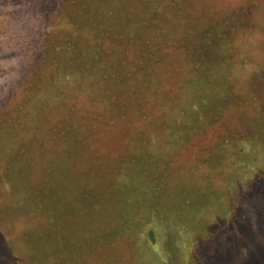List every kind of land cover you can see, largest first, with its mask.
Listing matches in <instances>:
<instances>
[{
	"label": "rangeland",
	"instance_id": "374dc122",
	"mask_svg": "<svg viewBox=\"0 0 264 264\" xmlns=\"http://www.w3.org/2000/svg\"><path fill=\"white\" fill-rule=\"evenodd\" d=\"M150 237L264 264V0H0V264Z\"/></svg>",
	"mask_w": 264,
	"mask_h": 264
},
{
	"label": "trees",
	"instance_id": "16d2710c",
	"mask_svg": "<svg viewBox=\"0 0 264 264\" xmlns=\"http://www.w3.org/2000/svg\"><path fill=\"white\" fill-rule=\"evenodd\" d=\"M66 223H68V221H66ZM147 253L150 254V257L153 258V261L151 264H163L165 261V257L163 255H165L163 252V248H160V246L158 245V242L155 241V239L153 237H150L149 239V244H148V248H146ZM158 261V262H157Z\"/></svg>",
	"mask_w": 264,
	"mask_h": 264
}]
</instances>
